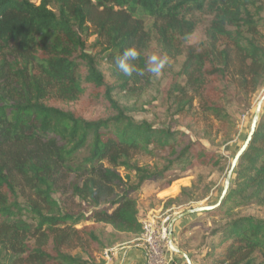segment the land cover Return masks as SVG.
I'll list each match as a JSON object with an SVG mask.
<instances>
[{
    "label": "trees",
    "instance_id": "obj_1",
    "mask_svg": "<svg viewBox=\"0 0 264 264\" xmlns=\"http://www.w3.org/2000/svg\"><path fill=\"white\" fill-rule=\"evenodd\" d=\"M262 1L0 0V264H93L106 248L140 236L137 193L147 182L165 180L167 188L180 178L177 168L228 171V157L188 127L129 116L115 84L146 80L154 32L166 55L185 57L169 89L176 114H201L220 131L235 126L227 107L233 93L249 99L264 86ZM201 25L205 41L188 44ZM131 46L141 50L134 63L143 76L116 66ZM97 55L117 82L107 81ZM84 81L112 116L88 119L58 106L79 100ZM159 152L166 154L161 166L136 158ZM193 188L182 187L171 202L182 203ZM251 203L264 204V111L224 200L202 212L225 220L211 229L219 239L202 264H264V217L237 212Z\"/></svg>",
    "mask_w": 264,
    "mask_h": 264
},
{
    "label": "rangeland",
    "instance_id": "obj_2",
    "mask_svg": "<svg viewBox=\"0 0 264 264\" xmlns=\"http://www.w3.org/2000/svg\"><path fill=\"white\" fill-rule=\"evenodd\" d=\"M33 1L36 3L40 2V0ZM261 7V15L264 17V0L261 3ZM148 27L151 29V23ZM262 32L264 34V29ZM205 39L204 25H201L189 37L187 43L199 45L205 41ZM94 40V35L88 37V43L90 45ZM89 50L94 54L97 52L92 46L89 47ZM154 52L165 55V51L162 50L157 40V34L153 32L148 53L151 55ZM97 57L100 68L103 70L107 81L113 83L117 82L118 76L115 75L113 68L107 60L103 59L100 55H97ZM168 57L171 61L170 66L164 70L161 77L157 78L147 73L146 80L136 83L132 82L128 87L124 88L119 87V82L116 83L115 85L117 88H115L114 91L116 99L124 107L126 113L136 120H147L157 126H165L170 123L178 129H187L188 127V132H190L193 139L204 141L207 148L220 151L228 157L229 161H232L237 151L245 142L250 131L257 103L264 93V86L255 92L249 99L233 93L234 96L231 98L232 100L227 103V107L234 117L236 125L230 128L224 127L220 131L219 126H217L218 122L214 123L215 125L212 126L211 123L204 122L205 118H203L201 114H198V117H200L199 120L193 118V113L186 116H184V114H176L177 108L173 97L169 94V89L171 88L173 75L180 69L185 57L183 54L174 58L171 56ZM83 86L85 87V93L79 100L58 106L69 110H78L88 119L109 117L114 114L113 110L106 102L92 100L90 98V93L93 88L92 83L84 81ZM195 105H197V102H195ZM263 111L264 102L262 104L261 115ZM165 155V153L160 152L156 155L142 153L138 154L136 158L141 165L161 166L164 163ZM120 171L123 175L128 173L125 169H120ZM175 174L179 175L180 178L174 180L167 188H163L165 180L149 181L137 193L142 220L148 216L150 209H156L155 211L153 210V212L159 215L160 218L168 216L169 213L171 214L167 222L168 226L171 218L177 213L195 206L215 204L220 197L227 172L222 168L198 166L185 171L177 168ZM182 187H192L193 189L190 195H184L182 197L180 201L182 203H179V201L172 203L171 199H175L181 194ZM237 212L242 215L252 214L264 217V204L251 203L246 207L238 209ZM191 217H193L192 221L196 222V224L191 228L192 231H190V233H185V235L181 237V240L178 241V245L180 244L186 250H189L192 256L190 258L193 262L202 264L207 246L217 242L219 239V235L217 234L215 237H212L210 233L211 229L224 223L225 220H222L221 214L207 216L203 215L202 212L194 216H189L186 219H191ZM83 223L87 224L89 222ZM83 223L79 224L78 227H81ZM176 223H178V221H176ZM122 236L124 239L127 237L125 234ZM135 243L136 240L131 239L118 244L132 245ZM175 245L177 244L175 243ZM115 246L118 245L116 244ZM104 263L105 260L101 253L97 256V260L93 264ZM185 264H187L186 260Z\"/></svg>",
    "mask_w": 264,
    "mask_h": 264
},
{
    "label": "built area",
    "instance_id": "obj_3",
    "mask_svg": "<svg viewBox=\"0 0 264 264\" xmlns=\"http://www.w3.org/2000/svg\"><path fill=\"white\" fill-rule=\"evenodd\" d=\"M169 219V216L160 218L156 213L149 212L148 216L142 220V232L136 239V243L145 247L147 259L151 264H171L172 262L173 252L169 246L167 226ZM117 251L118 246L106 248L102 255L104 264H109Z\"/></svg>",
    "mask_w": 264,
    "mask_h": 264
},
{
    "label": "water",
    "instance_id": "obj_4",
    "mask_svg": "<svg viewBox=\"0 0 264 264\" xmlns=\"http://www.w3.org/2000/svg\"><path fill=\"white\" fill-rule=\"evenodd\" d=\"M263 102H264V93L257 103L256 109H255V114H254V117H253L252 122H251L250 131H249V133L245 139V142L240 147V149L237 151L233 160L231 161V165L227 171L225 182H224V185H223V188H222V191H221V194H220L218 201L212 205H200V206L188 208L185 211L177 213L176 215H174L171 218V221L168 225V240H169L170 249L172 250L173 253L181 254L184 257V259L186 260L187 264H193V262H192L188 253H186L181 248H179L177 245H175V242H174V225H175L176 221H179V220H181L187 216L195 215V214L203 212V211L215 209L216 207H218L222 203V201L224 200L225 196L227 195V193L229 191L231 181H232V177H233V173L235 171L237 163H238L241 155L243 154V152L246 150L247 146L249 145V143L253 137V134L256 130V126H257V123H258L260 115H261Z\"/></svg>",
    "mask_w": 264,
    "mask_h": 264
},
{
    "label": "clouds",
    "instance_id": "obj_5",
    "mask_svg": "<svg viewBox=\"0 0 264 264\" xmlns=\"http://www.w3.org/2000/svg\"><path fill=\"white\" fill-rule=\"evenodd\" d=\"M141 57V50L136 46L126 48L121 55L115 57V63L118 70L126 76L131 77L133 74L138 76L145 75V70L139 69L135 61ZM170 58L165 54L152 53L147 57V73L159 78L164 70L170 66Z\"/></svg>",
    "mask_w": 264,
    "mask_h": 264
},
{
    "label": "crops",
    "instance_id": "obj_6",
    "mask_svg": "<svg viewBox=\"0 0 264 264\" xmlns=\"http://www.w3.org/2000/svg\"><path fill=\"white\" fill-rule=\"evenodd\" d=\"M153 210L155 211L156 209H150V212H153ZM170 215L171 214L169 213L168 216H170ZM191 216H194V215H191ZM187 217H189V216H187ZM187 217L179 220L178 223H176V227L174 225V232H175L174 241L177 245H178V241L180 240L178 238L179 237L178 232L182 228L186 227V225L190 221L193 220V217H191V219H186ZM191 228H189L186 231V234L190 233V231H192ZM117 245H118L117 254L112 257V260L110 261L109 264H151V263H149V261L147 259L146 249L142 244L135 243L132 245H125V244H117ZM179 248H181V247L179 246ZM181 249L183 251H185L186 253H188L189 256L191 257V253L189 252V250H185L183 248H181ZM171 261H172L171 264H174V263L185 264V259L183 258V256L181 254H178V253H173V259ZM193 263L196 264L195 262H193Z\"/></svg>",
    "mask_w": 264,
    "mask_h": 264
}]
</instances>
